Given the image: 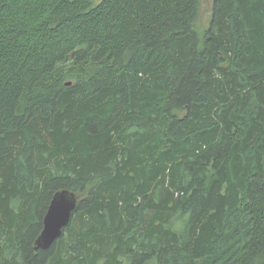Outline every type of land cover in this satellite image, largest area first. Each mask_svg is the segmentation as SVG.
<instances>
[{
    "label": "trees",
    "instance_id": "16d2710c",
    "mask_svg": "<svg viewBox=\"0 0 264 264\" xmlns=\"http://www.w3.org/2000/svg\"><path fill=\"white\" fill-rule=\"evenodd\" d=\"M201 1L0 0V264H264V0Z\"/></svg>",
    "mask_w": 264,
    "mask_h": 264
},
{
    "label": "water",
    "instance_id": "95a60500",
    "mask_svg": "<svg viewBox=\"0 0 264 264\" xmlns=\"http://www.w3.org/2000/svg\"><path fill=\"white\" fill-rule=\"evenodd\" d=\"M77 202L78 196L68 189H60L53 193L42 218V229L34 242L35 250L49 248L62 235L77 207Z\"/></svg>",
    "mask_w": 264,
    "mask_h": 264
},
{
    "label": "rangeland",
    "instance_id": "374dc122",
    "mask_svg": "<svg viewBox=\"0 0 264 264\" xmlns=\"http://www.w3.org/2000/svg\"><path fill=\"white\" fill-rule=\"evenodd\" d=\"M211 4L212 0H202L200 3L199 17L196 22V29L199 33H202L209 24Z\"/></svg>",
    "mask_w": 264,
    "mask_h": 264
}]
</instances>
